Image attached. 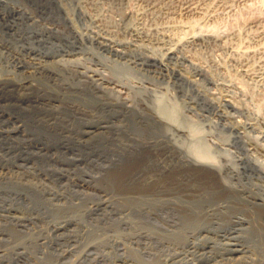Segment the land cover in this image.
<instances>
[{
  "label": "rangeland",
  "instance_id": "374dc122",
  "mask_svg": "<svg viewBox=\"0 0 264 264\" xmlns=\"http://www.w3.org/2000/svg\"><path fill=\"white\" fill-rule=\"evenodd\" d=\"M70 1L0 0V264H264L258 134L229 117L264 123V0H88L96 24ZM157 100L196 136L171 139ZM194 143L238 175L189 164Z\"/></svg>",
  "mask_w": 264,
  "mask_h": 264
},
{
  "label": "bare ground",
  "instance_id": "6f19581e",
  "mask_svg": "<svg viewBox=\"0 0 264 264\" xmlns=\"http://www.w3.org/2000/svg\"><path fill=\"white\" fill-rule=\"evenodd\" d=\"M59 4V2L61 3V0H56ZM50 2V1H49ZM71 4L78 10L80 9L84 15L86 17H88L89 19H91L95 24L97 23V19L93 18V16L91 15V13L89 12V8L87 10V3L89 2L88 0H78V1H74L71 0L70 1ZM95 2V1H94ZM126 2V1H125ZM52 3V2H51ZM54 4V3H53ZM91 5V4H90ZM97 6V4H95ZM16 6V5H14ZM21 6V5H19ZM100 7V5H99ZM126 7V6H125ZM154 7V6H153ZM27 9V8H26ZM25 8L22 7H15L13 8L14 13H16L17 15H20L21 18H23V20H26L29 23L34 24V26H36L37 28H39L42 32H46V31H65V28L62 29L59 26L56 27L54 25H50V24H44L41 23L37 17L30 13L29 9L26 10ZM29 10V11H28ZM79 10V11H80ZM102 11V10H100ZM11 12V11H10ZM67 12V17L69 19H72V17H70V13L69 11H65ZM127 12V11H126ZM82 13V14H83ZM106 14V13H105ZM118 14V13H116ZM15 15V14H14ZM107 15V14H106ZM105 15V16H106ZM125 17H129L130 14L124 13L123 14ZM102 16V15H101ZM119 16V15H118ZM122 16V15H121ZM123 16V17H124ZM99 17V16H98ZM120 17V16H119ZM133 17V16H132ZM124 19V18H123ZM17 20V19H16ZM113 20V19H112ZM136 20V19H135ZM13 22V21H12ZM92 22V23H93ZM107 24V22H106ZM101 25V24H100ZM10 26V25H9ZM13 26V25H12ZM129 26V25H128ZM141 26V25H140ZM108 27V26H107ZM116 28V27H115ZM125 28V27H124ZM129 30V29H128ZM39 31V30H37ZM87 31L91 34H94L97 38V40H99L102 44L106 45V46H110L111 48H116V49H124L125 47H133L135 46L136 42H121V41H116L114 40L109 34L108 35H102L96 31H94L92 28L87 29ZM137 32V31H136ZM65 33V32H63ZM104 33V32H103ZM125 33V32H124ZM88 34V33H87ZM149 34V33H148ZM152 34V33H151ZM83 35V34H81ZM142 35V34H141ZM46 36V35H45ZM115 36V35H114ZM159 37V36H158ZM168 37V36H167ZM219 38H216L214 36L211 35H202L199 37L196 36H192V37H188L186 38L185 42L187 44H197V43H205L208 41H218L219 42ZM155 41V39H154ZM153 41V42H154ZM170 43V42H169ZM213 43V42H212ZM220 43V42H219ZM161 45V44H160ZM202 45V44H201ZM206 45V44H205ZM105 47V46H104ZM180 44L176 43L171 47H167L165 48V54L168 58L172 57L178 50H180ZM125 58V57H124ZM185 58L190 61L189 56H185ZM159 62V64L162 67H166L165 66V59H158L157 60ZM157 63V62H156ZM90 81H92L93 83H97L99 84L100 82V78L97 79V76H93L91 78H89ZM111 82V81H110ZM111 85V84H110ZM117 85V84H116ZM110 87V86H109ZM112 87V86H111ZM114 88L116 89V86H114ZM115 89L113 88H103L104 91H115ZM209 94L213 97H216V94L213 92H209ZM221 96V95H220ZM158 101V100H157ZM221 103L223 104V106L232 109V110H241V108L239 107L240 105H238L235 101V99L229 95V94H225L222 95V97L220 98ZM113 105V104H112ZM165 105L161 102L158 101L155 103V107L152 109V111H149L152 119L157 123L162 125L163 127H165L167 135L171 138L173 137H182L184 135H191L192 137L196 136L195 131L193 130H185L183 129V127H178L177 126V115L176 113H178L176 111V109L171 108V109H166L164 108ZM111 107V106H110ZM131 107V106H130ZM177 108V107H176ZM234 123L236 124V129L238 130H245L247 128L249 129H253L255 130V132H257L258 134V138H254L252 136H247L246 140H245V155H246V160L250 163V165L252 166V174L250 175V177L248 178V182L247 184H243V189L246 191H248V193L251 194H255L257 195V197H259V201H260V206L263 205L264 206V123L263 122H254V121H250L247 124H243L240 119L238 120L237 117L234 116H229ZM179 124V123H178ZM159 125V126H160ZM180 126V125H179ZM183 126V125H182ZM185 127V126H184ZM191 128V127H190ZM235 128V127H234ZM248 130V129H247ZM254 133V132H253ZM198 135V134H197ZM199 136V135H198ZM171 138V139H172ZM197 139V138H196ZM196 141V140H195ZM195 144V143H194ZM193 145V144H192ZM199 145V144H198ZM195 146V147H194ZM193 147H189L188 151H186V160L188 161L189 164H191L192 166H194L195 168L198 167H205L206 169H208L210 172H212L213 174L219 175L222 170H224L225 168L227 169V171H229V173H231L232 175H238V172L236 171L235 167L233 166H227V167H221L219 166L215 160L211 157V155L209 154L210 152L207 151V149L205 150V147H203L204 149H200V145L199 147L196 146V144ZM178 148V147H177ZM185 152V151H184ZM246 161V162H247ZM249 165V166H250ZM244 168V167H243ZM238 177V176H237ZM242 180V179H241ZM241 182V181H240ZM243 193V192H242ZM247 193V194H248ZM243 196V195H242ZM248 199V198H247ZM256 203V202H255ZM259 207V206H258ZM256 217V216H255ZM242 220V219H241ZM146 252V251H145ZM150 254V253H149ZM179 255V254H177ZM181 256V255H180ZM184 256V255H183ZM242 260V259H240ZM257 261V260H256ZM189 262V261H187ZM231 262V261H230ZM192 263V262H191ZM258 263V262H257Z\"/></svg>",
  "mask_w": 264,
  "mask_h": 264
}]
</instances>
